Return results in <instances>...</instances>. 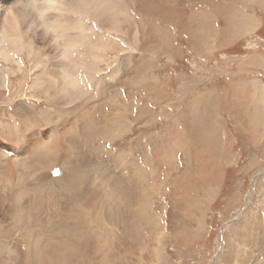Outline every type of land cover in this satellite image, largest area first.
Listing matches in <instances>:
<instances>
[{"label":"rangeland","instance_id":"374dc122","mask_svg":"<svg viewBox=\"0 0 264 264\" xmlns=\"http://www.w3.org/2000/svg\"><path fill=\"white\" fill-rule=\"evenodd\" d=\"M55 1L71 66L47 0H0L37 52L0 60V264H264V0ZM55 120L65 162L32 179Z\"/></svg>","mask_w":264,"mask_h":264},{"label":"bare ground","instance_id":"6f19581e","mask_svg":"<svg viewBox=\"0 0 264 264\" xmlns=\"http://www.w3.org/2000/svg\"><path fill=\"white\" fill-rule=\"evenodd\" d=\"M48 1V4H46V6H44V7H41V12L42 13H45V12H54V14L53 15H50L48 18H46L47 20H45V24H47V22L49 21V26L51 27V28H53L54 29V31H55V33H56V38L58 37V40L56 39V38H54L55 40H57V42L59 41L60 43H58L59 45H58V48L60 49V54H59V59L61 58V59H63V60H67V62H68V64L70 65L71 63H75V64H77V63H79L78 61V58L81 60L82 58H80V56H78L76 59H75V53H76V50H77V42H78V40H76L77 39V37L75 38L74 37V35L72 36V34H69L68 32H69V30H70V27H68V26H66V25H64L63 24V20H67V18H68V13L70 14V12H68V11H66L67 9L66 8H64V7H61V6H56L55 4L57 3V1H55V0H47ZM44 2V1H43ZM58 5V4H57ZM1 6V5H0ZM67 7V6H66ZM5 7H3V9H4ZM71 8V7H70ZM107 9H109L110 11H111V13H116V12H118V9H116V6H113V5H110L109 7H106ZM44 9V10H43ZM5 12L7 13V16H6V18H5V20L3 21V25L1 26V29H0V32H1V34H0V60H7V61H9V62H12V63H14V64H16L18 67H22L23 66V62H24V59H23V57H22V55H21V53H22V51H24V52H27L29 55L31 54V55H35L36 53H35V50H34V48H33V45L30 43V40H28L29 39V37L28 38H24V34H23V30H22V28H21V24H22V19H20V17L18 16V14H16L17 12L16 11H14V10H12V9H9V8H5ZM56 13V14H55ZM77 14V13H76ZM113 14V15H114ZM75 15V14H74ZM117 15V14H116ZM43 17V16H42ZM71 17V16H70ZM77 17V16H76ZM82 17V16H81ZM118 17V16H117ZM114 18H116V17H114ZM76 19V18H75ZM117 20V19H116ZM76 21V20H75ZM51 22H53L54 23V26H52V23ZM55 22H57L58 24H56ZM65 22V21H64ZM68 22V21H67ZM73 23V22H72ZM77 23V22H76ZM62 25V28H63V30H61L60 28V30H58V25ZM251 24H254V22H252ZM259 23L257 22L256 24H254L255 26L254 27H256L257 25H258ZM67 25H69V24H67ZM74 25V24H73ZM76 26V25H75ZM74 27V26H73ZM248 27V26H247ZM76 28V27H75ZM78 28V27H77ZM76 28V29H77ZM79 28H81V27H79ZM248 29H251V28H248ZM84 30V29H83ZM51 31V30H50ZM77 31V30H76ZM54 36V35H53ZM88 37V36H87ZM87 37H86V34H85V37L82 35V41H84V40H87V43L90 41V38L91 37H88V39H87ZM78 39H79V35H78ZM102 39V38H101ZM100 39V40H101ZM32 42V41H31ZM95 42H96V40H95ZM102 42V41H101ZM80 43V42H79ZM104 44V43H103ZM102 44V45H103ZM95 46H97V44L95 43ZM104 46V45H103ZM57 47V46H56ZM80 48H81V46H80ZM88 48V47H87ZM87 48H85L86 50H85V52H89V51H87L88 49ZM94 49V48H93ZM97 51V50H96ZM78 52V51H77ZM89 53H91V54H94L95 52L92 50L91 52H89ZM23 54V53H22ZM81 55V54H80ZM85 55H86V53H85ZM30 57V56H29ZM85 57V56H84ZM83 60V59H82ZM81 60V61H82ZM84 61V60H83ZM96 61V60H95ZM82 63V62H81ZM84 63H86V62H84ZM94 63V62H93ZM93 63H91V64H93ZM72 65H74V64H72ZM71 66V65H70ZM82 66L83 65H81V68H82ZM75 67V66H74ZM73 67V68H74ZM79 67H80V65H79ZM85 67V66H84ZM12 68V67H11ZM78 68V67H77ZM3 70H2V68L0 69V85L1 86H5V88H8L9 86H8V84L6 83V80H4V75H3V73L4 72H2ZM6 74V73H5ZM77 74V73H76ZM38 76V75H37ZM44 76V75H43ZM72 76H73V74H72ZM47 77V76H46ZM66 77H68V76H66ZM69 77H70V74H69ZM68 77V78H69ZM89 77V76H88ZM52 78V77H51ZM61 78V77H60ZM59 78V79H60ZM68 78H67V80H68ZM74 78H76V77H74ZM79 78H81L80 76H79ZM41 79V78H40ZM39 78H33V80H32V82H31V89H32V91H34L35 90V88H37V87H39V88H41L42 89V93H44V94H49V92H51L52 91V88H54V89H58V85H56V81H58V80H55L54 79V81L53 82H51V83H46V79L44 80V78H42L41 80H40ZM71 80L70 81H72V78H70ZM77 79V78H76ZM49 80V79H48ZM66 80V81H67ZM83 80V79H82ZM2 81H3V83H2ZM69 81V80H68ZM9 82V81H8ZM75 82V81H74ZM73 82V83H74ZM68 84V83H67ZM67 88H69V86L67 85ZM56 111H57V109H56ZM66 112L68 111L67 110V108H66V110H65ZM61 113H62V111H61ZM75 115V114H74ZM63 118V117H62ZM59 122V121H58ZM33 124V126H35L36 127V125H37V123L36 122H33L32 123ZM62 124V125H61ZM22 125H24V127H25V130L26 129H30V127H31V123L29 122H23L22 123ZM62 127H61V126ZM64 123H60V124H58V123H56V120L54 121V123H52V125H51V127L50 128H48V129H43V128H37L36 127V129L35 130H33V131H31V133H30V135L31 136H34L35 135V133H33L34 131L37 133V135L40 137L38 140H37V142H35V143H38L37 145H39L41 148H42V150L44 151H42V154H44V156L42 157L41 156V151H40V153H39V155L41 156V157H34L33 158V163H32V166L35 168V170H34V172H33V174L31 175V177H32V179H39V178H41V177H44V176H48L47 175V171H46V169L48 168V166H52V165H54L56 162L58 163V162H65V161H63L64 159H63V157H64V155L63 154H56L55 152H53V151H50V147H49V140H47L48 138H51L52 136L54 137V135L55 134H57V139H58V143L60 142V137L63 135V136H65V135H67V133L68 132H66V129H65V127H64ZM38 126V125H37ZM61 127V128H60ZM63 129H64V131H63ZM25 130H24V132H25ZM23 131V130H22ZM61 132V133H60ZM17 133V132H16ZM39 133V134H38ZM58 133H60V134H58ZM22 134H23V132H22ZM18 137H20L19 135V131H18ZM42 136V137H41ZM28 137H30V136H28ZM27 137V138H28ZM26 138V137H25ZM26 138V139H27ZM11 140V139H10ZM14 140V139H13ZM13 142V141H12ZM1 143V142H0ZM8 143H10V142H8ZM10 145H11V143H10ZM14 145H16V144H14ZM19 145L20 146H22L21 147V150H22V152H21V154H20V157L18 158V160L16 161L19 165H22V166H24L25 165V162H27L26 160H27V156H28V152L26 151V150H28L27 148H24V146H27V140L25 141V139L24 138H20V142H19ZM4 146V145H3ZM2 146V147H3ZM5 148V150L6 151H4L2 148L0 149V158H2V156L4 155V154H6L7 153V150H9L8 148H10L9 146H7V145H5L4 146ZM17 149V148H16ZM20 150V151H21ZM30 151V150H29ZM36 153V152H35ZM38 153V152H37ZM58 153V152H57ZM46 155H49V157L48 158H46L45 156ZM39 158H41V160H39ZM1 160V159H0ZM44 160H45V162H44ZM15 165V164H14ZM65 168V167H64ZM33 169V168H32ZM55 169H58L59 170V168H53V170L51 171V174L52 175H54V176H58V175H60L61 173H62V175L64 174V171L62 172L61 170H59V172L55 175V174H53V171L55 170ZM68 169H69V167H68ZM22 170V169H21ZM26 170V169H25ZM40 170H42V173H41V171ZM22 173H23V176L24 175H26L24 172H23V170H22ZM5 174H7L6 173V171H5ZM28 174V173H27ZM71 174V173H70ZM5 176V175H4ZM7 176V175H6ZM22 176V175H21ZM27 176V175H26ZM37 176V177H36ZM29 176H27V178H28ZM63 177L64 176H62V177H56V178H53L52 180H53V182H59L60 180H62L63 179ZM26 178V179H27ZM20 179V178H19ZM31 179V178H30ZM31 179V180H32ZM33 181V180H32ZM39 181V180H38ZM69 181H71V180H69ZM26 182V181H25ZM30 182V181H29ZM18 183V182H17ZM70 183V182H69ZM36 184V183H35ZM55 184V183H54ZM27 185V184H26ZM58 185V184H57ZM59 185H60V183H59ZM11 186V185H10ZM36 186H38V185H36ZM48 186V185H47ZM17 187V186H16ZM19 187V186H18ZM27 187V186H26ZM35 187V186H34ZM63 187V186H62ZM65 187V186H64ZM33 188V187H32ZM69 188V187H68ZM14 189V188H13ZM12 189V190H13ZM29 189H30V187H29ZM22 190V189H21ZM56 190V189H55ZM49 191V190H48ZM8 192H9V190H8ZM21 191H19V192H17V194L18 195H21V194H19ZM23 192H24V190H23ZM25 193V192H24ZM17 194H15V195H17ZM11 195V194H10ZM18 198V197H17ZM56 198V197H55ZM18 200V199H17ZM24 201V200H23ZM20 202V201H19ZM25 203V202H24ZM20 207V206H19ZM24 207V206H23ZM21 208V207H20ZM24 210V209H23ZM22 212V211H21ZM27 240V239H26ZM29 240V239H28Z\"/></svg>","mask_w":264,"mask_h":264},{"label":"water","instance_id":"95a60500","mask_svg":"<svg viewBox=\"0 0 264 264\" xmlns=\"http://www.w3.org/2000/svg\"><path fill=\"white\" fill-rule=\"evenodd\" d=\"M59 172V170L58 169H55L54 171H53V174H57Z\"/></svg>","mask_w":264,"mask_h":264}]
</instances>
